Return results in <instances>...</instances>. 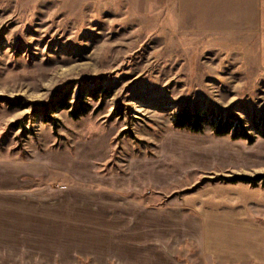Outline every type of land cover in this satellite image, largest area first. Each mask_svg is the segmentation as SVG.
<instances>
[{
    "label": "rangeland",
    "instance_id": "1",
    "mask_svg": "<svg viewBox=\"0 0 264 264\" xmlns=\"http://www.w3.org/2000/svg\"><path fill=\"white\" fill-rule=\"evenodd\" d=\"M220 16L199 0H0V158L76 152L80 142L106 136L110 153L95 159L96 171L126 174L134 159L179 165L203 140L235 151L213 166L190 162L184 177L136 193L159 205L238 184L211 182L220 176L264 174L260 43L254 33L232 32L230 10ZM3 98L27 107L10 108ZM183 110L200 114L202 132L175 127ZM212 120L234 130L216 135ZM249 187L264 199V186ZM252 209L264 222V206ZM178 257L237 264L193 244ZM76 264L97 263L81 257Z\"/></svg>",
    "mask_w": 264,
    "mask_h": 264
},
{
    "label": "crops",
    "instance_id": "2",
    "mask_svg": "<svg viewBox=\"0 0 264 264\" xmlns=\"http://www.w3.org/2000/svg\"><path fill=\"white\" fill-rule=\"evenodd\" d=\"M199 2L217 20L230 10L232 32L254 33L264 66V0ZM213 141H201L179 165L134 159L126 174L96 171L95 159L110 153L106 136L80 142L76 152L0 158V264H76L81 257L97 264H183L178 255L187 244L219 261L264 264V222L252 209L264 199L248 185L214 186V193L160 205L152 194L136 195L184 177L190 162L213 166L215 157L236 154L229 145L206 143Z\"/></svg>",
    "mask_w": 264,
    "mask_h": 264
},
{
    "label": "trees",
    "instance_id": "3",
    "mask_svg": "<svg viewBox=\"0 0 264 264\" xmlns=\"http://www.w3.org/2000/svg\"><path fill=\"white\" fill-rule=\"evenodd\" d=\"M3 100L6 101L8 107L10 108L27 107V104H23L20 101V99L11 100L8 98H3ZM202 122H203V119L201 118L200 114L194 113L190 110H183L174 116L175 127L181 128V129H188L194 133H200L203 131ZM210 123L213 126L214 133L216 135H220V136L226 135L230 131L234 130L230 123H227L223 127L221 126V124L216 122V120H212L210 121ZM232 137L234 139H237V138L250 139V136L248 133H242L241 135H239V133L234 132ZM216 181H222L225 183L243 182V183L248 184L251 187H258V186H264V174H257L255 176H248V175H233L231 177L220 176L218 179H213L211 182H216Z\"/></svg>",
    "mask_w": 264,
    "mask_h": 264
}]
</instances>
